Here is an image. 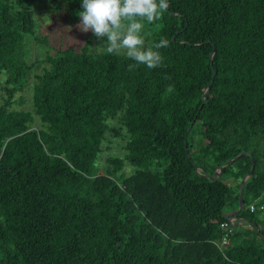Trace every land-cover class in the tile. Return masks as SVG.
Wrapping results in <instances>:
<instances>
[{"label":"trees","instance_id":"obj_1","mask_svg":"<svg viewBox=\"0 0 264 264\" xmlns=\"http://www.w3.org/2000/svg\"><path fill=\"white\" fill-rule=\"evenodd\" d=\"M34 1L0 0L9 86L0 105V264H264L256 215L264 210H248L264 205V0H169L144 28L146 46L169 42L162 67L129 71L123 55L59 49L36 76L32 110H13L30 69ZM61 1L70 21L82 10L81 0ZM116 117L125 153L98 174ZM243 152L255 163L238 215L249 226L236 225L220 251V223L238 208L251 159L241 155L218 180L202 173L215 176ZM126 162L143 169L118 177Z\"/></svg>","mask_w":264,"mask_h":264},{"label":"rangeland","instance_id":"obj_2","mask_svg":"<svg viewBox=\"0 0 264 264\" xmlns=\"http://www.w3.org/2000/svg\"><path fill=\"white\" fill-rule=\"evenodd\" d=\"M34 16L33 33L24 36V50L25 60L30 66L24 81L20 87H16V91L11 97L10 109L13 110H32V94L33 86L36 82V76L41 74L47 67L46 57L53 55L59 49L73 48L76 50L86 47L92 54L106 52L99 46L104 43L103 38L97 39L91 32L83 33L76 27L80 23L79 18L75 15L72 21L67 18V8L61 0H35L30 6ZM50 21V23H49ZM70 29V30H69ZM147 30L144 31L146 44ZM5 73L0 72V105L6 99L5 89L9 86L5 83ZM108 131L102 141V151L98 155L95 163L97 173H104L107 167V160L111 157H123L124 145L127 137L125 128L120 124L118 118L108 120ZM34 124L33 127H37ZM112 130L119 132L115 135ZM196 146L198 145L197 136L193 137ZM143 168H136L129 163H125L119 175L129 177L142 170ZM257 217L263 218L264 211L257 212ZM141 216V214H139ZM241 223V222H240ZM243 227H248L249 223H241Z\"/></svg>","mask_w":264,"mask_h":264},{"label":"clouds","instance_id":"obj_3","mask_svg":"<svg viewBox=\"0 0 264 264\" xmlns=\"http://www.w3.org/2000/svg\"><path fill=\"white\" fill-rule=\"evenodd\" d=\"M169 6V0H81L82 10L77 13L80 23L76 27L83 33L91 32L97 39L103 38L99 47L108 54L133 61L128 65L129 71L139 65L155 69L163 66L160 49L169 42L161 37L159 42L146 46L145 22L159 21ZM167 90L172 92L174 87L169 85Z\"/></svg>","mask_w":264,"mask_h":264},{"label":"water","instance_id":"obj_4","mask_svg":"<svg viewBox=\"0 0 264 264\" xmlns=\"http://www.w3.org/2000/svg\"><path fill=\"white\" fill-rule=\"evenodd\" d=\"M204 97H205V91H204L203 94H202V100L204 99ZM191 126H192V124L189 126L187 132L191 129ZM186 152H187V155H188V157H189V152H188V149H187V148H186ZM244 154H249V153H247V152H243V153L237 155L236 157H234L233 159H230V160L224 162L223 164H221V165L218 167V170L216 171L215 176H210V175H208V174L202 173L203 176H205V177H207V178H209V179H211V180H218V179H220L221 176H222V169H223L225 166H228V165L232 164L233 161H235V160L238 159L241 155H244ZM249 156H250V159H251V169H250L249 173H248L247 175H245V176L240 180V184H239L238 208H237L235 211L231 212V213L225 214V219H231V218H232V219L234 220V226L246 222V221L243 220V219H238V215H239V213L241 212V210L244 208V202H243V190H244V183H245V180L248 179V178L252 175V173H253V169H254V165H255L252 156H251L250 154H249ZM197 170H198V171H201L200 168H197ZM240 222H241V223H240ZM257 231H259L258 228H257ZM260 235H261V238L264 240V235H263V234H260Z\"/></svg>","mask_w":264,"mask_h":264},{"label":"built area","instance_id":"obj_5","mask_svg":"<svg viewBox=\"0 0 264 264\" xmlns=\"http://www.w3.org/2000/svg\"><path fill=\"white\" fill-rule=\"evenodd\" d=\"M264 210V205H258L257 202H253L248 205V210L254 212L256 210ZM234 220L226 219L224 222L220 223V229L222 231L221 237L218 241H215V245L220 251H223L227 246L233 244V232H234Z\"/></svg>","mask_w":264,"mask_h":264}]
</instances>
